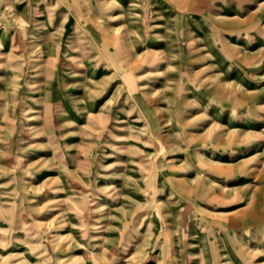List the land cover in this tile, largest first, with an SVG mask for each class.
<instances>
[{"label": "rangeland", "instance_id": "374dc122", "mask_svg": "<svg viewBox=\"0 0 264 264\" xmlns=\"http://www.w3.org/2000/svg\"><path fill=\"white\" fill-rule=\"evenodd\" d=\"M0 264H264V0H0Z\"/></svg>", "mask_w": 264, "mask_h": 264}]
</instances>
